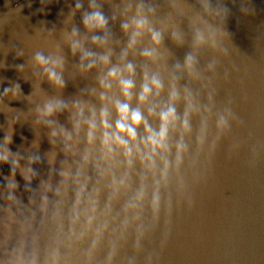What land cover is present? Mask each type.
<instances>
[{
	"label": "water",
	"instance_id": "95a60500",
	"mask_svg": "<svg viewBox=\"0 0 264 264\" xmlns=\"http://www.w3.org/2000/svg\"><path fill=\"white\" fill-rule=\"evenodd\" d=\"M189 101L167 150L107 140ZM0 264H264V0H0Z\"/></svg>",
	"mask_w": 264,
	"mask_h": 264
},
{
	"label": "clouds",
	"instance_id": "9594fccd",
	"mask_svg": "<svg viewBox=\"0 0 264 264\" xmlns=\"http://www.w3.org/2000/svg\"><path fill=\"white\" fill-rule=\"evenodd\" d=\"M81 7V5H77V8ZM142 7V5L140 6ZM84 24L87 27H97V28H104L107 25V20L103 13L99 11H94L90 15H86L84 18ZM137 29H142L145 27L147 21L146 19L139 17L135 19L134 21ZM123 27L125 29L128 28L127 24H124ZM152 38L156 43L160 42V34L153 32ZM134 42V39H133ZM145 56H151L152 53L148 50H145L144 52ZM36 60L38 63L44 64L46 63L45 59L41 55H37ZM106 62V61H105ZM192 58L188 57L186 59V65L189 69L192 68ZM209 67H214V65H209ZM129 72L133 71L132 65H128ZM110 77L117 76V72L115 69L111 70L109 72ZM50 77L55 80V73H51ZM59 83V81H57ZM152 85L155 86L157 89H161L163 86L161 82L153 77L152 78ZM121 90L122 94L127 98L131 99L132 95V89L134 87V83L132 80H121ZM7 92V89H5ZM152 92V88L148 84H144L142 87L141 94L139 96V99L141 101L145 100L147 97V94H150ZM178 97V94L173 91L171 94L170 99L175 100ZM117 111L120 115V119L116 122V130L113 131L110 135L107 136V140L115 142L116 145L123 148L126 156H131V146L130 141L135 142L137 138V129L140 125H143L145 128L146 135L145 137L140 141V143H143L145 146H147L150 150L156 151V150H167V140H168V133L169 129L172 127H175L176 123L179 121L181 123V126L185 131L191 130V125L189 122V113L194 110H198L196 106L189 101L187 105V109L185 111L183 119H181L180 116L177 115L176 109L174 105L171 103L167 107L166 110H162L159 113V119H160V127L158 129H153L145 120L142 112L139 110V108L132 109L129 103H117L116 105ZM49 113L52 111L51 107L47 110ZM106 117V113H103ZM234 119L233 113L230 108L224 110V114L220 115L219 118L216 121L217 127L221 130H227L230 125L229 121ZM104 123L107 124V120L105 118ZM110 127V126H109ZM178 151H185L186 146L181 143L177 145ZM150 158V157H149ZM5 161L7 160V157L4 158ZM179 159V157H178ZM189 204H191V201H189Z\"/></svg>",
	"mask_w": 264,
	"mask_h": 264
}]
</instances>
